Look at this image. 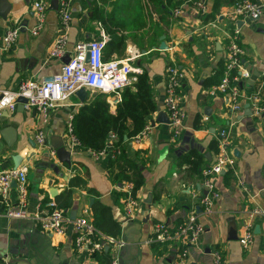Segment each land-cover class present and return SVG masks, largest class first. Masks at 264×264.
I'll use <instances>...</instances> for the list:
<instances>
[{
	"label": "crops",
	"instance_id": "obj_1",
	"mask_svg": "<svg viewBox=\"0 0 264 264\" xmlns=\"http://www.w3.org/2000/svg\"><path fill=\"white\" fill-rule=\"evenodd\" d=\"M35 0H0V89L15 88L24 78L37 81L59 71L61 57L74 53L78 42L100 38L106 41L110 34L120 36V43L107 52L105 58H124L134 54L133 65L145 69L153 87L156 108L149 116L154 126L151 132L138 142L127 139L125 155L134 161L141 172L142 184L135 194L140 204L132 218L126 217L119 183L114 176L123 167L118 157L96 159L91 150L70 145L71 163L57 159L50 145L49 136L64 135L67 119L83 102L90 101L101 91L83 87L81 100L74 92L66 100L50 109L48 119L24 105L2 111L0 125V171L13 167L12 155L20 152V165L27 166V215L9 216L6 204L0 202V264H106L90 253L75 247L73 219L85 209L91 216V204L95 198L108 205L114 218L121 224V232L115 238L122 244L110 243L111 253H117L120 264H168L175 256L176 244L157 243L153 227L157 222L172 225L184 220L195 209L204 225L197 245L189 247L187 264H217L213 251L222 253L219 264H264V215L254 218L256 233L246 248L238 241L247 211L254 205L264 209V113L248 114L250 102L245 97L240 110L229 107L225 95H212L207 91L211 82L220 74L225 55V33L233 24L223 15L233 0H204L206 10L201 12L191 2L182 0L181 15L174 18L164 3L151 0H44L47 8L42 29L38 34L30 32L36 18ZM67 1L72 11L65 53L60 57L49 55L53 40L61 33L59 6ZM153 1V0H152ZM166 3V0H163ZM257 18L237 19L240 26L245 66L251 76L240 83L245 96L255 91L264 80V0ZM214 9L217 19L209 20L208 12ZM211 22V23H209ZM21 25L15 43L3 48V34L13 25ZM118 40V41H119ZM175 45V56L184 70L181 89L183 99V128L178 138L171 139L167 122L157 119L158 107L163 110L166 82V66L171 53L160 48L161 42ZM113 111L120 95L106 94ZM264 100V88L261 90ZM230 131L234 165L214 178L220 195L211 212L196 209L197 195L203 191L201 173L190 166V152L203 158V165L213 160L217 151V134L221 128ZM42 129L47 136L44 145L35 142L34 134ZM12 141L11 145L9 142ZM35 142L33 145L32 142ZM236 151V153H235ZM116 173V174H115ZM73 175L85 178V186H72V202L65 209V231H43L35 215L38 209L58 193L69 187ZM93 188L96 194L89 192ZM50 189H55L51 195ZM6 198L17 203L15 185L9 188ZM234 235V237H231ZM105 245V246H106ZM105 249V248H104ZM107 251V250H106Z\"/></svg>",
	"mask_w": 264,
	"mask_h": 264
},
{
	"label": "built area",
	"instance_id": "obj_2",
	"mask_svg": "<svg viewBox=\"0 0 264 264\" xmlns=\"http://www.w3.org/2000/svg\"><path fill=\"white\" fill-rule=\"evenodd\" d=\"M191 2L201 12L206 10L204 0H187ZM182 4L176 5L171 10V16L178 18L181 15ZM47 5L44 0H35L33 10L36 18L35 24L30 32L33 35L39 33L42 29ZM263 9V4L253 0H233L231 6L223 12L228 16L233 27L227 29L225 33V55L223 60V70L220 79L212 83L207 91L212 94L225 95L229 102L231 110L237 111L242 108L243 98L250 102L251 114L261 116L264 113V100L261 99V90L264 88V80L254 92L245 96L241 90L240 83L251 76V71L245 66L243 55L245 48L242 44L240 26L235 25L237 19L257 18ZM59 17L61 33L53 40L49 55L60 58L65 53V46L68 38V30L72 19V11L67 1H62L59 6ZM211 23V22H209ZM21 25H13L7 28L3 34V48L12 46L20 32ZM106 37L102 32L100 38H93L87 42L81 41L76 44L74 53L70 55L67 62H63L59 71L52 75L51 79H42L37 81L33 78L21 79L18 85L12 89H0V125L2 111L5 109L13 110L17 105L19 95L26 97L23 105L29 109H35L42 120L46 121L50 109L56 107L59 103L66 100L72 93L80 87H89L105 94L120 95V90L125 86L132 85L137 75L142 72V68L133 65L134 54L124 58H104L103 49ZM87 45L90 47L87 48ZM170 57L166 66V82L163 95V110L168 118V125L171 129V139L179 137L183 128V99L184 95L181 89L184 70L179 65L175 56V45H167L166 48ZM89 52V59L85 60L86 53ZM73 115H70L66 122L64 137L69 140L70 145H79V139L73 133L72 127ZM153 124L148 121L140 131L133 134L130 139L138 142L142 137L148 135ZM35 142L44 145L47 136L42 129H38L34 134ZM115 133H110L105 146L100 150H91L96 159L105 157H116L122 151ZM55 151L52 150V153ZM235 157L232 152L230 131L228 128H221L217 134V151L213 160L203 166L201 170L203 191L197 195L200 208L204 212H211L215 200L220 193L215 188L214 178L225 169L234 165ZM16 181L18 199L16 204H12L6 198L9 188L12 186V180ZM119 190L123 191V209L128 218H132L140 204V199L133 193V181L124 180L119 182ZM27 166L25 164L17 167H10L0 171V202H5V213L9 216L24 217L27 215ZM257 215H264V209L259 205H254L247 211V219L243 223L242 233L238 237L240 245L248 247L254 239V218ZM35 218L39 227L45 232L61 233L65 231L67 216L65 209L58 206L53 200L47 201L41 206ZM75 229L74 243L78 250H86L90 253L100 252L106 244L116 243L114 237L107 236L100 232L91 222L89 211L84 210L80 215L73 219ZM204 231V225L199 219L198 212L195 209L189 211L188 215L178 224L172 225L169 222H157L153 227V240L158 242L176 244V253L174 258L168 264H187V254L189 247L197 245L201 234ZM215 263L219 264L222 260V253L216 249L213 251ZM3 264H11L5 260ZM108 264H119L117 253H111Z\"/></svg>",
	"mask_w": 264,
	"mask_h": 264
},
{
	"label": "trees",
	"instance_id": "obj_3",
	"mask_svg": "<svg viewBox=\"0 0 264 264\" xmlns=\"http://www.w3.org/2000/svg\"><path fill=\"white\" fill-rule=\"evenodd\" d=\"M164 3L166 11L170 13L174 6L179 5L182 0H160ZM207 18L209 20L217 19V12L214 9L208 12ZM233 25V24H232ZM233 27V26H232ZM231 27V28H232ZM110 39L105 42L104 48H108V53L112 51L115 45L120 43L121 37L110 34ZM119 40V41H118ZM122 40V39H121ZM104 50V49H103ZM105 58V55L103 56ZM108 59V58H107ZM223 70V63L220 67V76L211 82H217ZM105 93H97L88 102H83L73 114L72 127L74 135L80 141V147L89 150L102 149L110 135L115 133L117 140L115 144L122 147V151L116 157L123 160V167L114 176L117 183L124 180L133 181V193L135 194L137 188L142 184L141 172L138 165L125 155L124 143L133 134L137 133L148 122L149 116L156 108V102L153 97V87L151 84L148 72L143 69L137 75L136 81L129 86H125L120 90V99L116 102V107L112 111L109 107ZM217 147V143H216ZM190 166L196 169L199 173L203 168V158L196 157L195 150L190 153ZM86 180L80 175H73L69 180V187L62 192L55 195L53 198H46L42 201L53 200L58 206L66 209L72 202V186H85ZM89 192L96 194V191L91 188ZM124 192L120 191L123 197ZM90 220L93 225L103 234L116 238L121 232L120 222L114 218L110 207L98 198H95L91 204ZM155 244L160 242H154ZM111 256L110 250L103 249L97 257L108 264Z\"/></svg>",
	"mask_w": 264,
	"mask_h": 264
},
{
	"label": "water",
	"instance_id": "obj_4",
	"mask_svg": "<svg viewBox=\"0 0 264 264\" xmlns=\"http://www.w3.org/2000/svg\"><path fill=\"white\" fill-rule=\"evenodd\" d=\"M0 15L3 16V17H6L7 16V10L2 7V9H0ZM166 44L164 41L161 42V45H160V48L164 49L166 48ZM90 46L87 45V48H89ZM62 61L63 62H67L69 59H70V55L67 54V55H64L63 57H61ZM89 59V52L87 51L86 53V57H85V60H88ZM52 78V75L47 77V79H51ZM75 93L78 95V97L83 100L84 97H85V89L83 87H80L78 88ZM26 101V97L24 96H21L19 95L17 97V104H20V105H23V102ZM33 112H35V109H32ZM248 114H251V109H249V112H247ZM157 119L161 120V121H164V122H167L168 121V118H167V115H166V112L164 110H162L161 108L158 107V115H157ZM64 135H57V134H52L49 136V139H50V145L51 147L54 149L55 151V155L57 157V159L61 162H65L67 164H70L71 163V159H70V156H71V152L70 150H68L66 148V144H65V140H64ZM9 142V141H8ZM12 141L9 142V144L11 145ZM33 145H35V142L33 141L32 142ZM236 153V151H235ZM12 158H13V167H17L19 164H20V161L22 159V155L20 152L18 153H15L14 155H12ZM223 172V171H222ZM12 184L13 185H16V181L13 179L12 180ZM51 191V195L54 196L56 193H55V189H50ZM196 209H200V206L197 205L196 206ZM255 233H256V227L254 229ZM231 237H234V235H232ZM105 250H108L109 249V246L106 245L105 247ZM118 260H119V264H120V258L118 256Z\"/></svg>",
	"mask_w": 264,
	"mask_h": 264
},
{
	"label": "rangeland",
	"instance_id": "obj_5",
	"mask_svg": "<svg viewBox=\"0 0 264 264\" xmlns=\"http://www.w3.org/2000/svg\"><path fill=\"white\" fill-rule=\"evenodd\" d=\"M151 2H152V3H151L152 6H155V8H156V6H157V1H155V0L152 1V0H151Z\"/></svg>",
	"mask_w": 264,
	"mask_h": 264
}]
</instances>
